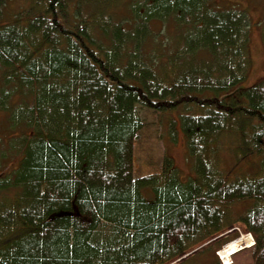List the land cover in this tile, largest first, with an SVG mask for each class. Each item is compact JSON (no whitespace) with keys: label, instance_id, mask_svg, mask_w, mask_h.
I'll return each instance as SVG.
<instances>
[{"label":"trees","instance_id":"trees-1","mask_svg":"<svg viewBox=\"0 0 264 264\" xmlns=\"http://www.w3.org/2000/svg\"><path fill=\"white\" fill-rule=\"evenodd\" d=\"M151 3L144 19L173 18L180 30L168 52L161 30L116 22L112 0H28L4 21L0 0V107L21 125L3 152L20 159L0 176V194L16 193L0 199V264H167L235 222L254 236L253 264H264V157L261 173L227 181L198 154L244 113L258 119L244 153L263 152L264 78L232 93L247 73L248 16L204 0ZM137 104L195 106L181 118L195 177L182 181L167 156L159 172L135 173Z\"/></svg>","mask_w":264,"mask_h":264},{"label":"rangeland","instance_id":"rangeland-1","mask_svg":"<svg viewBox=\"0 0 264 264\" xmlns=\"http://www.w3.org/2000/svg\"><path fill=\"white\" fill-rule=\"evenodd\" d=\"M112 1H114L113 8L111 9V7H109L106 12L110 15L112 14L116 22L123 24V20L125 25H129L127 20L131 23L136 19V21H141L137 22L139 25H148L155 31L161 30L162 32L160 33L162 34L159 36H161L162 39L166 38V40L165 44H159L160 42H157L159 46L162 47L160 51L168 52L172 49L171 43L180 33L177 22L173 18H169L164 22L158 17H151L149 20L144 19V11L152 4L151 0ZM204 2L220 10L229 8L230 10H241L248 16L249 44L247 73L241 83L233 88L232 93L238 88H245L253 85L264 78V0H204ZM27 4L28 0H4L1 9L5 16L2 15L1 20H11V17H13L12 15L18 13L27 6ZM125 19H127L126 22ZM4 74L5 69L1 67L0 88L3 86L1 82L4 80ZM210 94L209 92H204L203 97L210 96ZM17 95L18 94L15 93L8 97L10 98L9 103L7 102L8 107H10V103L14 105V103L18 102L19 96ZM222 96L226 95L222 94ZM27 98L28 96L25 97L26 101ZM237 100L243 102V98L239 96ZM193 107L194 108H191L192 110L190 111L187 110L189 107L185 109L177 107L175 109L171 108L160 112L154 111L146 106L136 105V116L144 121V125L139 131L137 138L134 140L133 145V167L136 174L142 175L159 172L161 160L164 156H167L172 161L175 170H177L176 173L182 181L185 182L195 177V170L188 147V139L181 127L182 116L193 115L195 106ZM8 113L9 108L2 109L0 107V152H2L3 157V152H6V146H13V141L10 142L11 139H9V137L15 136L17 131H20L19 127L21 126L20 125L17 129H13L8 119ZM238 117L231 118L227 128L221 130L215 136H211V140L204 146L206 148L203 147L198 152L202 157L216 165L220 172L227 177L225 178L227 181H233L235 178L241 177L242 175L256 176L261 173L259 172V167L262 166L261 159L264 157V138L261 139L262 146L260 150H263L262 154L259 155L254 151L244 153L247 150L245 147L247 142L243 139V135L246 131H251L252 128L258 124V119L252 115V113L240 114ZM196 144L199 146V141ZM14 150L15 149H13L12 154L6 159H3L0 155V172L3 168L9 171L16 168L18 165L20 153H18L17 150L15 153ZM243 154H246V157L242 158ZM14 191V189H10V191L6 193H1L0 199L4 202L11 201L14 195H16ZM250 201L251 200L248 199L238 203L235 202L233 207L236 214L241 212ZM251 237L244 223L235 222L231 227L222 231L215 237L193 248L196 249L199 247V249L203 250L212 246L210 251L199 252L201 250L198 249L194 252V254L199 252L198 254L194 256L191 255L187 259L190 260L191 264H212L213 258L215 257L214 255H216L218 260H220V264H224L220 257H222V254H227L232 260L230 264H253L255 239L252 238L253 242L246 250L233 253L238 246L248 242ZM213 249L216 250L214 255ZM176 263L177 261L174 260L167 264Z\"/></svg>","mask_w":264,"mask_h":264}]
</instances>
